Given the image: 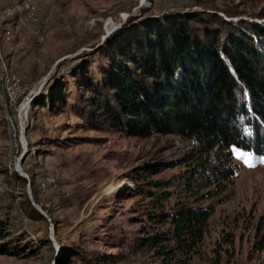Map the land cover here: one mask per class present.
Here are the masks:
<instances>
[{
  "label": "rangeland",
  "instance_id": "1",
  "mask_svg": "<svg viewBox=\"0 0 264 264\" xmlns=\"http://www.w3.org/2000/svg\"><path fill=\"white\" fill-rule=\"evenodd\" d=\"M14 1L0 0V50L31 91L22 120V104L7 113L0 93V179L8 185L0 191V216L10 250L0 254V264H264L263 156L251 152L249 166L236 150L249 152L233 148L220 168L232 166L234 176L213 196L209 191L218 186L197 193L189 181L196 169L190 139L119 131L104 118L93 92L72 76L85 53L102 46L111 53L118 39L137 32L141 19L196 12L206 26L216 15L262 23L264 0H38L47 19L43 43L24 30L22 13L8 16ZM6 29L14 30L10 40ZM98 60L80 72L101 79ZM67 91L62 101L50 100ZM17 158L27 177L17 170ZM154 167L161 170L153 174ZM173 178L177 183L166 199L152 197L158 190L151 181ZM178 204L213 210L203 238L180 246L168 233L158 246L145 243L149 235L172 229L157 217Z\"/></svg>",
  "mask_w": 264,
  "mask_h": 264
},
{
  "label": "trees",
  "instance_id": "2",
  "mask_svg": "<svg viewBox=\"0 0 264 264\" xmlns=\"http://www.w3.org/2000/svg\"><path fill=\"white\" fill-rule=\"evenodd\" d=\"M204 21L196 12L141 19L137 32L118 39L111 53L104 52V46L98 53H85L72 76L76 84L93 92L92 99L105 110L104 118L119 131L137 137L174 134L190 139L195 145L190 159L196 167L190 188L200 193L218 186L209 191L213 196L235 174L232 166L220 168L233 148L264 157V22L226 20L220 15L211 26L202 25ZM93 58L101 62L102 78L97 81L81 73ZM70 92L50 100L62 101ZM161 167L150 172L156 174ZM209 168L213 174L206 172ZM176 183L174 178L151 181L158 190L151 191L152 197L161 202ZM177 206L157 214V221L170 222L172 229L149 235L145 243L158 246L168 233L180 246L203 238L213 210ZM29 210L36 211L30 204ZM150 217L154 221L156 215ZM8 236L0 216V254L10 253Z\"/></svg>",
  "mask_w": 264,
  "mask_h": 264
},
{
  "label": "built area",
  "instance_id": "3",
  "mask_svg": "<svg viewBox=\"0 0 264 264\" xmlns=\"http://www.w3.org/2000/svg\"><path fill=\"white\" fill-rule=\"evenodd\" d=\"M14 7L23 15L24 30L31 32L38 43H43L47 35V19L40 13L38 0H15ZM13 31L12 29L4 31L7 40H10L15 35ZM30 91V84L24 82L16 72L7 66L0 50V93L5 111L10 113V110L17 106L16 104L21 105V101L24 102L27 95L26 100L29 103ZM6 189H8L7 183L0 179V191H5Z\"/></svg>",
  "mask_w": 264,
  "mask_h": 264
},
{
  "label": "water",
  "instance_id": "4",
  "mask_svg": "<svg viewBox=\"0 0 264 264\" xmlns=\"http://www.w3.org/2000/svg\"><path fill=\"white\" fill-rule=\"evenodd\" d=\"M30 103V102H29ZM19 158H17L18 160ZM20 161V165L18 166L17 165V170L20 171L21 175L24 176V177H27L24 172H23V169H22V166H21V159H19ZM31 200H32V204L35 205L37 207V209L45 216V217H48V214L43 210V208L36 203V201L33 199V196L31 195Z\"/></svg>",
  "mask_w": 264,
  "mask_h": 264
},
{
  "label": "snow or ice",
  "instance_id": "5",
  "mask_svg": "<svg viewBox=\"0 0 264 264\" xmlns=\"http://www.w3.org/2000/svg\"><path fill=\"white\" fill-rule=\"evenodd\" d=\"M236 154H237L238 156L245 157L244 162H245L246 164H248L249 166H252V164H251V157H252V154H251V153H247V154H245V153L240 152L239 150H236Z\"/></svg>",
  "mask_w": 264,
  "mask_h": 264
},
{
  "label": "bare ground",
  "instance_id": "6",
  "mask_svg": "<svg viewBox=\"0 0 264 264\" xmlns=\"http://www.w3.org/2000/svg\"><path fill=\"white\" fill-rule=\"evenodd\" d=\"M23 105H22V107H21V111H20V119L22 120V117L24 118L25 117V115H26V112L28 111V109H29V104H28V102L27 103H22ZM27 105V109H26V112L24 113L23 111H24V107ZM21 115H22V117H21ZM18 162V161H17ZM19 164H20V161H19Z\"/></svg>",
  "mask_w": 264,
  "mask_h": 264
},
{
  "label": "crops",
  "instance_id": "7",
  "mask_svg": "<svg viewBox=\"0 0 264 264\" xmlns=\"http://www.w3.org/2000/svg\"><path fill=\"white\" fill-rule=\"evenodd\" d=\"M12 9H15V7H14V3H13V7L10 8V10H7V11H6V12L9 14L8 16H10V15L12 16V14H14L13 17H16V18H17V17H18V14L16 13L17 10L15 9V12L12 13V12H11ZM10 19H12V18L10 17ZM10 19H8V20H10ZM15 20H16V19H15ZM15 20H14V21H15ZM11 23H12V22H11ZM9 24H10V22H9Z\"/></svg>",
  "mask_w": 264,
  "mask_h": 264
}]
</instances>
